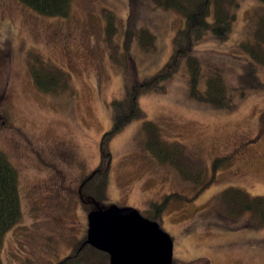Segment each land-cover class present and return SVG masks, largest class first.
I'll return each mask as SVG.
<instances>
[{
  "label": "rangeland",
  "instance_id": "1",
  "mask_svg": "<svg viewBox=\"0 0 264 264\" xmlns=\"http://www.w3.org/2000/svg\"><path fill=\"white\" fill-rule=\"evenodd\" d=\"M236 2L228 39L196 48L202 57L212 51L204 56L200 90L211 68L223 70L233 107L214 108L192 96L183 62L165 91L139 97L146 117L127 124L109 146L108 196L97 207H132L148 218L153 202L174 194L161 216V228L173 240L172 264L198 258L209 264H264V227L255 229L245 214L224 216L221 199L230 186L264 196V65L239 47L251 39L264 2ZM128 10L129 0H72L67 16H45L17 0H0V150L17 170L21 206L20 220L3 235L1 264H56L80 248L88 211L70 189L98 164L111 101L125 93L124 64L129 59L139 76L154 73L184 24L172 9L146 11L141 20L155 35V48L136 43L127 57L122 31ZM106 11L118 26L111 39ZM30 52L63 73L67 88L38 90ZM145 120L164 142L182 146L180 164L191 180L146 147ZM217 158L222 160L213 168Z\"/></svg>",
  "mask_w": 264,
  "mask_h": 264
},
{
  "label": "trees",
  "instance_id": "2",
  "mask_svg": "<svg viewBox=\"0 0 264 264\" xmlns=\"http://www.w3.org/2000/svg\"><path fill=\"white\" fill-rule=\"evenodd\" d=\"M33 9L40 15L61 16L68 15L72 0H17ZM264 2V0H260ZM237 4L236 0H129V14L123 29V48L127 57L132 56L133 44L145 50L155 48V35L148 26L143 24L142 18L146 11L161 8L172 9L184 21L172 39V53L166 62L152 74L137 75L135 67L130 66L129 59L124 64L125 93L121 99L111 101V125L99 142V161L94 170L83 176L77 182L75 189H70L82 202L86 211L96 209L107 198V182L111 165L112 153L110 142L114 136L136 119H144L146 114L140 107L139 97L148 92L165 91V82L170 80L183 62L189 71L191 95L199 101L209 103L218 109L233 107L232 96L227 92L223 70L213 67L211 74L205 79V88L200 90L199 83L202 76V63L212 51H205L203 57L200 49L207 41H225L228 39L235 20V14L230 8ZM106 33L111 39L116 34L118 26L112 12L106 11ZM251 39L239 44L248 57L257 64L264 65V10L256 11ZM29 69L33 75L36 88L42 92H57L66 89L65 75L53 65H47L39 54L29 53ZM129 64V65H128ZM134 66V65H133ZM131 67V68H130ZM58 70V71H57ZM147 134L146 147L161 162H169L175 167L179 175L191 180L188 169L180 161L182 146L164 142L156 126L151 121H144ZM264 127L261 131H264ZM222 158L214 160L215 168ZM54 168V166H53ZM57 170V168H54ZM60 173L61 177L64 175ZM201 172H199L200 174ZM18 173L7 155L0 150V256L3 247V235L20 220L21 206L18 192ZM208 184L200 188L202 192ZM174 194H167L161 202H153V211L148 218L157 221L161 226L163 213L167 202ZM176 196H181L176 194ZM183 198V197H182ZM225 204L224 216L231 219L246 215L250 224L256 228L264 227V196H250L243 189L230 186L223 190L222 198ZM87 212V213H88ZM83 243V242H82ZM2 263L0 257V264ZM207 258H198L184 264H209ZM58 264H109L108 255L85 243L74 249L69 256L60 260Z\"/></svg>",
  "mask_w": 264,
  "mask_h": 264
},
{
  "label": "water",
  "instance_id": "3",
  "mask_svg": "<svg viewBox=\"0 0 264 264\" xmlns=\"http://www.w3.org/2000/svg\"><path fill=\"white\" fill-rule=\"evenodd\" d=\"M86 242L109 264H172L173 240L157 221L132 207L109 205L87 213Z\"/></svg>",
  "mask_w": 264,
  "mask_h": 264
},
{
  "label": "flooded vegetation",
  "instance_id": "4",
  "mask_svg": "<svg viewBox=\"0 0 264 264\" xmlns=\"http://www.w3.org/2000/svg\"><path fill=\"white\" fill-rule=\"evenodd\" d=\"M87 231V230H86ZM84 235H86V233L84 234ZM84 241H86V236H85V238H84V240L82 241L83 243L80 245V246H82L83 244H85L86 242H84ZM68 256V255H67ZM59 262H57L56 264H58Z\"/></svg>",
  "mask_w": 264,
  "mask_h": 264
}]
</instances>
